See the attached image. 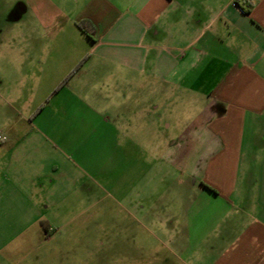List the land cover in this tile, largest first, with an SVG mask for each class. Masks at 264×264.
I'll use <instances>...</instances> for the list:
<instances>
[{
  "label": "crops",
  "instance_id": "1",
  "mask_svg": "<svg viewBox=\"0 0 264 264\" xmlns=\"http://www.w3.org/2000/svg\"><path fill=\"white\" fill-rule=\"evenodd\" d=\"M18 4L20 18L33 15L31 28L21 22L0 43L21 75L16 86L48 97L36 111L23 104L20 116L60 123L56 139L88 110L113 123L114 136L130 144L127 155H142L139 178L127 185L134 210L168 202L174 174V213L165 222L181 264H264V0ZM80 21L92 25L91 37ZM1 136L0 217L15 212L29 220L12 223L17 234L37 226L49 238L57 229L48 224L46 237L38 220L56 189L63 199L77 166L49 135Z\"/></svg>",
  "mask_w": 264,
  "mask_h": 264
},
{
  "label": "rangeland",
  "instance_id": "2",
  "mask_svg": "<svg viewBox=\"0 0 264 264\" xmlns=\"http://www.w3.org/2000/svg\"><path fill=\"white\" fill-rule=\"evenodd\" d=\"M18 7V0H0V39L10 41L19 34L21 22L30 30L33 15L27 12L20 18ZM10 50L0 43V136L29 130L49 135L53 146L65 150L77 169L70 172L69 181L62 186L63 199H59L56 189L53 203L38 220L41 228V221L53 225L56 234L40 237L37 226L17 234L12 223L29 220L16 218L15 212L9 213L11 217H0V264H181L173 246L174 232L165 222V215L174 213V174H169L170 184L164 192L168 202L158 204L149 213L132 209L126 199L127 185L138 180L142 155H127L128 140L115 137L114 124L100 122L89 110L85 122L71 117L64 139L54 136L61 131L60 123H41L28 113L25 118L20 116L23 104L30 105V109L36 105V111L48 102V97L47 92L16 86L21 75L14 68L13 58L4 54ZM53 103L44 110L52 108ZM134 142L142 149V140ZM148 214L152 215L150 219L146 218ZM4 241L8 245L3 246Z\"/></svg>",
  "mask_w": 264,
  "mask_h": 264
},
{
  "label": "trees",
  "instance_id": "3",
  "mask_svg": "<svg viewBox=\"0 0 264 264\" xmlns=\"http://www.w3.org/2000/svg\"><path fill=\"white\" fill-rule=\"evenodd\" d=\"M77 26L82 30V31H84V32H86V34L88 35V36H92V34H93V27H92V25L89 23V22H87V21H80L79 23H77ZM210 189V188H209ZM41 225H42V228H43V230H44V233H45V236H48V234H49V231H48V224L47 223H45V222H43V221H41Z\"/></svg>",
  "mask_w": 264,
  "mask_h": 264
},
{
  "label": "built area",
  "instance_id": "4",
  "mask_svg": "<svg viewBox=\"0 0 264 264\" xmlns=\"http://www.w3.org/2000/svg\"><path fill=\"white\" fill-rule=\"evenodd\" d=\"M234 1H236V0H234ZM2 139H4L2 136H0V140H2Z\"/></svg>",
  "mask_w": 264,
  "mask_h": 264
}]
</instances>
